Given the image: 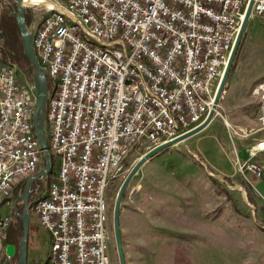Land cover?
<instances>
[{"label": "built area", "instance_id": "1", "mask_svg": "<svg viewBox=\"0 0 264 264\" xmlns=\"http://www.w3.org/2000/svg\"><path fill=\"white\" fill-rule=\"evenodd\" d=\"M246 2L33 3L27 25L35 34L32 48L56 90L44 123L57 171L50 174L51 167L30 187V195L50 189L48 201L31 205V216L49 237L42 263H110L105 199L110 180L125 170L134 146L149 151L205 119ZM42 8V25H35L34 11ZM252 12L261 15L264 0H254ZM35 93L18 67L0 68V205L35 175V163L43 164L34 130L25 132L27 104L35 103ZM247 153L239 170L261 177L263 167L253 159L264 153V140ZM7 222L0 216V264L11 259L3 243Z\"/></svg>", "mask_w": 264, "mask_h": 264}, {"label": "rangeland", "instance_id": "2", "mask_svg": "<svg viewBox=\"0 0 264 264\" xmlns=\"http://www.w3.org/2000/svg\"><path fill=\"white\" fill-rule=\"evenodd\" d=\"M29 1L30 13L34 4ZM34 13L41 17L44 9ZM53 89L54 84L50 91L47 86V98ZM259 140H264V12H252L211 122L155 154L130 181L119 213L126 264H264V188L257 184L263 174L256 178L239 170L248 148ZM146 152L134 146L125 170L110 180L105 192L109 264H119L112 226L115 199L128 171ZM258 156L253 161L260 164ZM52 163L53 175L58 166L54 155ZM8 208L5 204L0 209L7 215L6 231L15 216L14 207ZM21 236L22 231L17 253ZM48 248L47 232L31 216L26 264H42Z\"/></svg>", "mask_w": 264, "mask_h": 264}, {"label": "water", "instance_id": "3", "mask_svg": "<svg viewBox=\"0 0 264 264\" xmlns=\"http://www.w3.org/2000/svg\"><path fill=\"white\" fill-rule=\"evenodd\" d=\"M24 2H25L24 0H14L15 11H11V14L14 16L16 20V23H17V26L20 32V36H21V41L23 44L24 53L35 70V74L33 76V84H34L36 93H35V103H34V109H33V115H32V125H33L34 132L36 134V137L39 140L41 150L43 152V166L37 174H35L34 176L26 180V184L24 186L22 194L19 197H17L14 202V214H15L14 217H18L22 224L21 242L19 245V250L17 253V261L15 264H26V246H27V239H28V232H29V221L31 218V215L28 210V207H29L28 199L30 195L31 184L34 180L41 178L45 175H48L51 169V154L47 146V139H46L45 129H44V110H43L46 104V101H47V82H46L47 79H46L44 70L40 67L35 57L33 48H32L31 34L25 24V10L28 6L24 4ZM253 4H254V0H247L245 10L243 13V17L240 21L236 36L232 44L231 51L229 53L226 64L224 66L222 75L219 79L216 91L213 96L211 107L205 119L193 129L169 141L163 142L153 147L151 150L147 151L143 156H141L134 163V165L130 168L127 175L125 176L118 190L115 203H114L113 215H112L113 234H114L115 246H116L119 264H126L124 252H123V246H122V236H121V230H120V224H119V213H120L122 198L124 196V193L128 185L130 184V181L138 173L141 167L149 159H151L155 154L159 153L160 151H162L163 149L171 145L179 143L193 136L194 134L203 130L211 122L214 116L218 101L221 97V94L224 90L227 79L229 77V73L232 68L234 59L236 57L244 30L251 16ZM19 202H22V205H23L22 213H19L16 208V204ZM5 251L8 256L12 257L15 253V247L11 244H8L5 246Z\"/></svg>", "mask_w": 264, "mask_h": 264}, {"label": "trees", "instance_id": "4", "mask_svg": "<svg viewBox=\"0 0 264 264\" xmlns=\"http://www.w3.org/2000/svg\"><path fill=\"white\" fill-rule=\"evenodd\" d=\"M11 11H15L14 0H6L5 2L0 0V58L15 64L23 72L25 77L30 82L33 83V76L35 74V70L24 53L20 32L16 20L14 16L11 14ZM29 21H30V13L29 11L26 10L25 11L26 26L29 24ZM51 85H53V82L51 81V79L47 77L48 91H50ZM24 185H25V181H22L19 185L15 187L12 196L14 200L19 195H21L24 189ZM34 186L35 184L33 185L32 188H34ZM37 195H38L37 191H32L28 199L30 215L32 212L31 209L33 207L31 205L33 204V200ZM247 195L248 197L251 198V200H253L255 196V194H253V192H251L249 189L247 190ZM16 208L19 213H22L23 210L22 203L20 202L17 203ZM11 218L14 219V221H12L9 224L7 231L5 230L4 232L3 243L5 246L11 244L15 247V253L10 259L11 264H14L17 259L16 243L22 231V224L18 218H14V217Z\"/></svg>", "mask_w": 264, "mask_h": 264}, {"label": "bare ground", "instance_id": "5", "mask_svg": "<svg viewBox=\"0 0 264 264\" xmlns=\"http://www.w3.org/2000/svg\"><path fill=\"white\" fill-rule=\"evenodd\" d=\"M36 1L37 0H31L27 3L33 4ZM24 4H26V2H24ZM35 25H42V16L41 17L35 16ZM31 42H35V34H31ZM86 43H93V36H86ZM0 68H5V70H8V71H17V66L8 61H6L5 63L0 62ZM51 99H56V90H53V93L47 98V101L45 104L46 111H50ZM33 109H34V103H28L27 104V117L25 118V132H33L34 130L33 125H32ZM39 165L40 163H35L33 165V174H37L41 170V169L38 170ZM48 198H50V189H43V193H39L34 198L33 204L44 203V201H48ZM28 210H29V207H28ZM31 211L34 212V207H32ZM42 264H47V263H42Z\"/></svg>", "mask_w": 264, "mask_h": 264}, {"label": "crops", "instance_id": "6", "mask_svg": "<svg viewBox=\"0 0 264 264\" xmlns=\"http://www.w3.org/2000/svg\"><path fill=\"white\" fill-rule=\"evenodd\" d=\"M256 160H257V161L262 165V167H263V178L260 179V180L257 182V184L264 188V153L260 154ZM261 195H262V194H261ZM262 196H263V195H262ZM263 197H264V196H263ZM5 204H8V207H9L8 209H11V210H12V208L14 207V203H13V205H12V204L10 205L8 201H4V202L0 205V209H1V208L3 207V205H5ZM8 211H9V210H8ZM8 211H7V212H8ZM13 213H14V212H13ZM0 216H1V217H6L7 215L2 216V214L0 213Z\"/></svg>", "mask_w": 264, "mask_h": 264}]
</instances>
